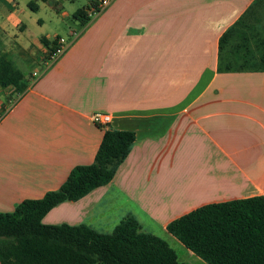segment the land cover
Segmentation results:
<instances>
[{"label": "crops", "instance_id": "obj_1", "mask_svg": "<svg viewBox=\"0 0 264 264\" xmlns=\"http://www.w3.org/2000/svg\"><path fill=\"white\" fill-rule=\"evenodd\" d=\"M12 2L0 0V56L27 89L0 85V212L92 164L104 132L91 117L108 113L111 127L136 135L127 159L108 185L43 223L107 234L133 218L177 245L183 263L207 264L167 227L205 205L264 196V69L219 70L221 38L264 0H115L47 70L43 40L58 35L36 45Z\"/></svg>", "mask_w": 264, "mask_h": 264}, {"label": "trees", "instance_id": "obj_2", "mask_svg": "<svg viewBox=\"0 0 264 264\" xmlns=\"http://www.w3.org/2000/svg\"><path fill=\"white\" fill-rule=\"evenodd\" d=\"M46 1V0H42ZM77 10L73 18L85 28L93 21L88 15L97 1ZM28 7L38 11V5ZM244 18L221 38V71H260L247 59L240 68L223 60V51ZM48 51L53 43L43 40ZM47 56V55H46ZM45 56V57H46ZM0 85L13 87L17 95L27 86L22 73L0 56ZM104 132L95 160L77 166L57 191L40 200H26L13 212H0V264H186L164 240L143 232L133 218L123 219L111 233H99L85 225H46L43 218L64 202H76L108 185L127 159L136 135L109 126ZM168 232L207 264H264V196H254L202 206L174 221Z\"/></svg>", "mask_w": 264, "mask_h": 264}, {"label": "rangeland", "instance_id": "obj_3", "mask_svg": "<svg viewBox=\"0 0 264 264\" xmlns=\"http://www.w3.org/2000/svg\"><path fill=\"white\" fill-rule=\"evenodd\" d=\"M35 2L38 11L33 12L27 4ZM92 0H13L18 4L16 9L20 10V16L27 26L28 35L34 39L36 45H41L40 37L58 35L65 41L71 38L70 30L82 33L80 22L73 18L79 9L91 6ZM263 5L261 2L258 7ZM4 8L11 9L5 4ZM3 9L1 10V12ZM250 16V21H243L244 25L237 28L223 51V60L230 62L233 68H240L247 59L248 64L255 69L262 67L260 58L264 54V11L255 12ZM29 69H27L28 71ZM175 250L178 258L183 262L184 254L173 242H168ZM187 250V249H186Z\"/></svg>", "mask_w": 264, "mask_h": 264}, {"label": "built area", "instance_id": "obj_4", "mask_svg": "<svg viewBox=\"0 0 264 264\" xmlns=\"http://www.w3.org/2000/svg\"><path fill=\"white\" fill-rule=\"evenodd\" d=\"M115 0H98L97 5L93 6L89 9L88 15L93 18L99 16L105 9H107L111 4H113ZM81 35L80 32L71 31L70 36L71 38L65 41L62 37L57 36L54 40L53 50L48 51L46 53L44 66L46 70L50 68L53 64H55L67 51V49L71 46V44L79 38ZM34 76L37 77L38 73H34ZM3 116L0 114V122L3 120ZM92 122L102 128L105 126L112 125L113 123V116L108 113L103 112H96L91 117Z\"/></svg>", "mask_w": 264, "mask_h": 264}]
</instances>
